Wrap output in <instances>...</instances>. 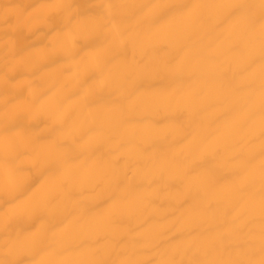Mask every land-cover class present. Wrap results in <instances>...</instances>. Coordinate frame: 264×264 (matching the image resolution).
<instances>
[{"label": "bare ground", "instance_id": "obj_1", "mask_svg": "<svg viewBox=\"0 0 264 264\" xmlns=\"http://www.w3.org/2000/svg\"><path fill=\"white\" fill-rule=\"evenodd\" d=\"M47 2L0 0V260L225 259L222 241L258 246V25L152 6L253 4L258 17L260 0H55L73 5L55 27L27 25ZM17 37L22 51L9 52ZM20 109L16 142L31 153L16 203L41 211L9 232L4 128ZM32 233L65 254L32 250Z\"/></svg>", "mask_w": 264, "mask_h": 264}, {"label": "snow or ice", "instance_id": "obj_2", "mask_svg": "<svg viewBox=\"0 0 264 264\" xmlns=\"http://www.w3.org/2000/svg\"><path fill=\"white\" fill-rule=\"evenodd\" d=\"M40 13L29 20L25 21L30 27L39 28L40 26L49 29L55 27L59 20L64 18L66 10H71L73 5L60 2H47L41 4ZM108 8L119 9L124 5L109 4ZM153 8H160L165 11L161 15H166L168 11L175 9L180 11L189 7H216L227 9L225 20L235 18L239 23L255 30L258 25L260 39V56H259V121H260V152H259V168H260V186H259V244L258 246L250 238H237L222 241L220 247L228 258L225 259H199L193 258L188 260H176L174 258L164 260H126V261H109L103 259H57L47 258L38 261H32L31 264H264V0H260L259 16H255L250 11L255 8L253 4H221V5H153ZM154 17L152 19H158ZM113 30L119 31V25L115 20L111 21ZM9 52H16L20 48L19 37L6 42ZM256 58L249 57V64H255ZM155 71L156 69H146ZM255 81L250 80L241 85L249 89L254 88ZM255 117V112L249 113V119ZM27 120L25 109L17 111L16 115L5 124L4 128V143H5V162L6 168L4 173L3 190L9 196V202L12 208L7 215L4 223L6 231H11L16 220L27 217H34L41 211L38 204L35 203H16L21 195L20 189L24 187V158L29 157L31 153V145L27 142L17 143V138L26 133L24 121ZM33 163H38V160H33ZM52 163L51 161L49 162ZM243 191H246L250 198L256 194L254 183H248L243 186ZM52 194H49L51 198ZM255 218H250L247 224L239 225L238 229L244 233L249 229V224L254 223ZM26 239L30 242L31 248L37 252H46L49 257H61L65 254L66 249L62 247H53V242L42 233H32ZM19 242V241H18ZM50 251H47L49 250ZM215 247L208 249L209 255H215ZM8 254L6 253V256ZM0 264H22L18 258H5L0 260Z\"/></svg>", "mask_w": 264, "mask_h": 264}]
</instances>
